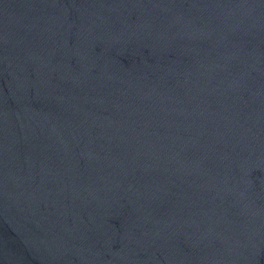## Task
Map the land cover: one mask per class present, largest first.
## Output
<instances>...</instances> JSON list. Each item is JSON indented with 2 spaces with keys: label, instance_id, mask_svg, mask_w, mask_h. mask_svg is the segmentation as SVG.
I'll return each instance as SVG.
<instances>
[{
  "label": "water",
  "instance_id": "1",
  "mask_svg": "<svg viewBox=\"0 0 264 264\" xmlns=\"http://www.w3.org/2000/svg\"><path fill=\"white\" fill-rule=\"evenodd\" d=\"M0 264H264V0H0Z\"/></svg>",
  "mask_w": 264,
  "mask_h": 264
}]
</instances>
